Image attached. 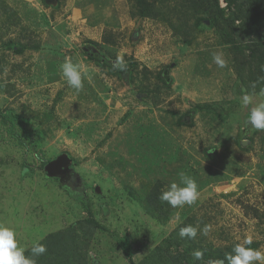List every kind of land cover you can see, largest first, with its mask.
<instances>
[{
  "label": "rangeland",
  "instance_id": "374dc122",
  "mask_svg": "<svg viewBox=\"0 0 264 264\" xmlns=\"http://www.w3.org/2000/svg\"><path fill=\"white\" fill-rule=\"evenodd\" d=\"M143 1L153 12L142 18L136 0L77 1L86 13L73 26L44 0H0V223L15 229L20 246L45 245L44 264H208L264 233V131L246 123L264 100L257 72L264 57L237 54L240 21L213 23L188 6L207 0ZM219 5L226 17L236 6ZM94 25L102 41L66 39L71 26L83 32ZM9 39L24 51L8 48ZM217 51L227 67L212 61ZM117 55L123 71L113 68ZM66 57L82 66L78 93L62 78ZM244 94L253 97L247 107ZM196 103L211 109L194 110ZM183 114L189 124L180 123ZM10 117L20 140L9 132ZM61 153L71 157L78 187L46 175L44 161ZM181 172L197 181L198 201L173 208L159 199L148 210V196H160ZM82 192L98 227L71 195ZM187 225L197 227L195 239L178 235ZM124 236L131 261L118 242Z\"/></svg>",
  "mask_w": 264,
  "mask_h": 264
},
{
  "label": "clouds",
  "instance_id": "9594fccd",
  "mask_svg": "<svg viewBox=\"0 0 264 264\" xmlns=\"http://www.w3.org/2000/svg\"><path fill=\"white\" fill-rule=\"evenodd\" d=\"M212 61L219 67H227V60L224 53L217 51L212 53ZM114 69L125 70V61L123 56L117 55L116 61L113 63ZM62 78L67 85L80 92L84 87V76L82 66L66 57L61 64ZM260 97H264V88L260 90ZM253 97L244 94L241 98L243 106L247 107L252 103ZM246 123L259 131H264V100L256 103L251 107ZM200 197V190L197 181L184 174L178 173L177 179L173 180L160 193L159 199L167 202L173 208H182L185 205L192 206ZM210 230L209 225H205L200 229L202 235H207ZM198 233L197 227L187 225L180 228L178 235L181 238L195 239ZM252 244L251 237H247L242 243L236 244L231 253L225 255L224 261L210 260L208 264H264V252L259 249L248 247ZM47 251L45 245L39 241H34L31 248L27 249L20 246L17 240L15 229L0 223V264H37L36 257L45 254ZM29 252V255H25ZM192 256L195 260H202L204 253L201 250H194Z\"/></svg>",
  "mask_w": 264,
  "mask_h": 264
},
{
  "label": "trees",
  "instance_id": "16d2710c",
  "mask_svg": "<svg viewBox=\"0 0 264 264\" xmlns=\"http://www.w3.org/2000/svg\"><path fill=\"white\" fill-rule=\"evenodd\" d=\"M203 2H206V0H201ZM209 5L207 4H189L188 6H193L196 5L199 9H202L204 12H206L208 15L207 17L213 22L216 23L218 21H226L228 23H232L234 25L235 22L240 21V25H234V36L235 40L238 41L236 45V51L239 56L245 55V50L250 49V51L256 56L259 60L264 57V46L261 48H257L255 46L253 39L254 37L259 38L260 40H264V0H226L228 4H235V10L231 13V16L226 17L225 16V10L220 7L219 5V0H207ZM45 4L49 6L50 4L46 3L44 0ZM137 3L139 4V13H140V18L144 16L151 15L153 10V6L151 2H144L143 0H136V5ZM207 3V2H206ZM148 4V5H147ZM157 16V14L153 15ZM203 20V19H202ZM238 37V38H237ZM227 41H230V39H227ZM247 45V48H244L241 45ZM264 45V42H263ZM6 46L8 48H14L15 51L18 53H21L24 51L25 46L19 43L18 41H14L9 39L8 42L6 43ZM86 53V52H85ZM98 61V60H96ZM261 61V60H260ZM262 62V61H261ZM169 67L164 66L163 69H161V76L164 77V79L169 82L170 81V76H169ZM259 74L264 76L263 70L257 71ZM194 110H209L211 109V106L208 103H196L193 104ZM192 110V111H194ZM188 114H192L190 111ZM187 115L183 114L180 117V123L184 124H189L190 122L187 121ZM7 116H5L6 118ZM9 116L7 117V119ZM11 118V129H10V134L19 139L21 138V134H19L18 131H16L13 126L15 123V120L13 117ZM37 134L41 136L43 132L41 130L37 131ZM22 141V140H21ZM49 160L44 161V165L48 162ZM64 187V185H62ZM69 189L68 186H65ZM73 197H75L77 200H79L86 212L88 213V218H87V223H90L93 227H98L99 224L98 222L91 216V211H90V206H88V201L87 197L85 194L82 192V194H74L71 193ZM159 202V196L156 195L155 193H152L148 196L147 199V206L148 210H151L152 208H156L157 204ZM119 244L122 246L124 253L127 258L130 259L131 261V249H130V244H129V239L128 237L124 236L118 239ZM248 247L257 249L258 247V242L252 241L251 245H248ZM48 258L47 251L45 254L41 255L40 258H37V261L40 262V264H44V261ZM215 259H218V261L223 260L224 261V256L222 253H219ZM154 261V259L152 258ZM63 264H68L63 263ZM226 264V262H225Z\"/></svg>",
  "mask_w": 264,
  "mask_h": 264
},
{
  "label": "crops",
  "instance_id": "0c3cea01",
  "mask_svg": "<svg viewBox=\"0 0 264 264\" xmlns=\"http://www.w3.org/2000/svg\"><path fill=\"white\" fill-rule=\"evenodd\" d=\"M61 0H57V3L55 5L50 4L48 9L54 11V14H56L58 16V18H63V20H65L67 22V19L71 20L70 25L73 24V26L75 25V23H82L84 20L83 17L84 14L86 12H84L83 10V6H76L75 3H77V1H81V0H72V5L69 6V2H67L66 0H62V2L60 3ZM60 3V4H59ZM53 6V7H52ZM54 7H59L58 10H56ZM85 7V6H84ZM61 11V13H60ZM70 26H66V29L69 28ZM96 29V30H95ZM66 39L68 40H79V42L81 41V37H84L86 40H90V42L94 41V42H98V39H100L99 41H102V31L99 32L97 25L95 26H91V30H89V28H85V31L82 32V29L80 31V29L77 28H73L71 26V31L66 30ZM65 33V34H66ZM63 40H64V34H63ZM85 40H83L82 42H84ZM81 42V43H82ZM81 45V44H79ZM260 222V221H259ZM262 223V222H261ZM252 241L258 242V247L257 249H259L260 251L264 252V233H258L256 235V237H254V240L252 239Z\"/></svg>",
  "mask_w": 264,
  "mask_h": 264
},
{
  "label": "water",
  "instance_id": "95a60500",
  "mask_svg": "<svg viewBox=\"0 0 264 264\" xmlns=\"http://www.w3.org/2000/svg\"><path fill=\"white\" fill-rule=\"evenodd\" d=\"M45 1L46 3L52 5H55L57 3V0H45ZM85 49L87 50V47H85ZM241 143L243 145H246L247 141L243 140ZM71 164H72L71 157L67 153H61L56 158L48 161L44 166V170L48 177L57 178L61 185L73 187L71 180H72V173L74 170L73 168H71L70 166ZM73 175L79 177L78 173H74Z\"/></svg>",
  "mask_w": 264,
  "mask_h": 264
},
{
  "label": "flooded vegetation",
  "instance_id": "af4514ba",
  "mask_svg": "<svg viewBox=\"0 0 264 264\" xmlns=\"http://www.w3.org/2000/svg\"><path fill=\"white\" fill-rule=\"evenodd\" d=\"M86 47H87V50H88L90 53H93V52H94L93 47H91V46H86ZM70 166H71V168H73V170H74L73 173H72V180H71V182H72V184H75L76 182L79 181V179H77L78 176L73 175L74 173H77V171H76V169H75L73 163H72ZM78 186H79V185H76L75 187H78Z\"/></svg>",
  "mask_w": 264,
  "mask_h": 264
}]
</instances>
